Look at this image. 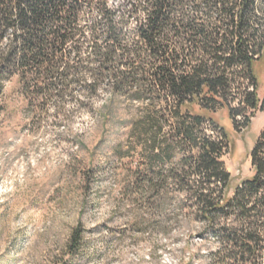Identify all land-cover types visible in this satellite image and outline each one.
Wrapping results in <instances>:
<instances>
[{"label": "rangeland", "instance_id": "obj_1", "mask_svg": "<svg viewBox=\"0 0 264 264\" xmlns=\"http://www.w3.org/2000/svg\"><path fill=\"white\" fill-rule=\"evenodd\" d=\"M254 72L255 88L240 76V89L233 85L218 94L240 113L234 123L226 106L206 100L213 113L195 103L181 108L214 120L197 125L189 118L185 124L222 147L219 159L230 177L208 184L220 203L253 174L250 151L264 131V111L246 105L243 96L255 89L258 101L264 98V59L254 64ZM107 98L102 94L80 106L76 99H85L74 94L65 96L63 105L41 109L28 105L17 76L5 82L0 92V264H215L223 244L204 217L221 221L227 214L201 209L192 189L204 179L169 178L160 191L146 189L145 180L156 171L167 174L183 155L199 151L175 135L183 122L172 117L173 98L163 94L151 104L114 95L104 108ZM149 115L161 126L154 153L173 145L169 154L163 152V165L153 161L141 134L150 129ZM75 228L79 244L70 252Z\"/></svg>", "mask_w": 264, "mask_h": 264}, {"label": "trees", "instance_id": "obj_2", "mask_svg": "<svg viewBox=\"0 0 264 264\" xmlns=\"http://www.w3.org/2000/svg\"><path fill=\"white\" fill-rule=\"evenodd\" d=\"M109 1L0 0V92L17 76L28 105L41 109L63 105L65 96L74 94L83 95L85 102L76 99L80 106L107 94L104 108L114 95L154 104L169 94L172 117L183 122L175 135L199 151L183 155L167 174L156 171L145 180L146 189L160 191L169 178L185 182L200 176L204 180L192 190L201 209L227 214L221 221L204 217L223 244L215 264H264V131L250 151L253 174L220 203L208 184L230 177L219 159L222 147L185 124L189 118L197 125L214 120L181 113L185 103L213 113L206 100L226 106L234 123L240 113L218 94L233 85L240 89V76L256 86L254 64L264 59V0H117L114 6ZM243 101L264 111V98L258 101L255 89ZM156 118L146 117L150 129L141 134L153 161L163 165V152L169 154L173 145L154 153L161 131ZM79 239L75 228L70 252Z\"/></svg>", "mask_w": 264, "mask_h": 264}]
</instances>
